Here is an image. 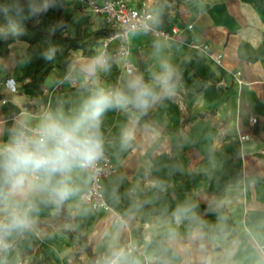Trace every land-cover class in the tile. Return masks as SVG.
Instances as JSON below:
<instances>
[{"label": "crops", "instance_id": "0c3cea01", "mask_svg": "<svg viewBox=\"0 0 264 264\" xmlns=\"http://www.w3.org/2000/svg\"><path fill=\"white\" fill-rule=\"evenodd\" d=\"M131 2L152 9L155 26L173 37L131 31L126 57L115 54L119 39L113 40L106 51L109 68L94 77L82 68L103 50L100 40L91 55L72 50L66 68L52 63L42 93L23 87L32 56L28 42L16 40L0 60V145L22 121L35 126L45 113L74 114L97 87L124 89L136 76L154 84L163 63L174 69L175 83L171 95L145 110L113 108L101 117L103 147L117 165L105 183L112 210L79 200L89 175L76 170L71 183L78 193L59 206L37 196L32 226L10 238L0 264H33L35 256L40 264H105L114 254L119 264H150L160 256L177 264H264V0ZM0 4L23 17L35 8L47 29L64 22L65 35H75L79 26L87 32L108 27L79 0ZM218 52L221 63L214 58ZM9 74L18 80L16 94L5 86ZM245 134L250 138L241 140ZM141 202L174 218L153 212L143 218ZM178 207L189 211L177 216ZM130 244L141 245L143 253L128 252Z\"/></svg>", "mask_w": 264, "mask_h": 264}, {"label": "clouds", "instance_id": "9594fccd", "mask_svg": "<svg viewBox=\"0 0 264 264\" xmlns=\"http://www.w3.org/2000/svg\"><path fill=\"white\" fill-rule=\"evenodd\" d=\"M109 68L101 52L85 64L82 71L94 77ZM154 84L142 77L129 79L124 89L95 88L74 114L45 113L35 126L21 124L9 142L0 145V250L9 247L10 238L28 230L40 203L63 204L76 195L72 173L88 169L103 155L101 117L110 109L145 110L160 96L175 89L174 69L161 65ZM189 211L178 207L177 216ZM105 264H119V254Z\"/></svg>", "mask_w": 264, "mask_h": 264}, {"label": "built area", "instance_id": "2783aa9c", "mask_svg": "<svg viewBox=\"0 0 264 264\" xmlns=\"http://www.w3.org/2000/svg\"><path fill=\"white\" fill-rule=\"evenodd\" d=\"M79 2L83 11L101 16L108 27L114 29L111 33L102 37L101 39L103 40L100 39L101 45L103 46V50L100 51V53H105L106 57L107 48L110 42L115 39H119V45L115 50V54L117 56L124 57L128 55V37L131 31L147 30L156 37H163L166 39L173 37V35L168 30L155 26L156 14L152 9L135 6L132 4L131 0H79ZM175 32L176 29H173V33ZM204 48L208 50L210 49V45L206 44ZM214 58L218 63H221L223 53H216ZM126 69L128 71H132L133 65L131 63H127ZM240 76L241 71H238L236 73V79L239 83H242L243 80ZM4 83L9 93H18L19 84L17 78L14 75H7L5 77ZM106 90L113 89L107 88ZM6 101V98L2 99L3 103ZM255 121L256 118L254 117L253 122ZM21 124L33 126L24 121H22ZM240 138L241 140H248L250 135L245 134ZM8 142L9 141L5 142L4 144ZM84 171H86L89 175V183L87 187L79 194V200L82 203L89 205L93 209L112 210V206L108 202L105 195V183L110 176L117 172V165L104 147L101 158L90 168L84 169ZM115 219H122V215L119 212H115ZM126 250L128 252L136 251L138 253H143L142 246L136 244L128 245ZM260 251L264 257V247H261Z\"/></svg>", "mask_w": 264, "mask_h": 264}, {"label": "trees", "instance_id": "16d2710c", "mask_svg": "<svg viewBox=\"0 0 264 264\" xmlns=\"http://www.w3.org/2000/svg\"><path fill=\"white\" fill-rule=\"evenodd\" d=\"M64 22L54 29H47L39 21V16L33 8L31 17L16 16L11 14L0 4V60L9 55L11 44L16 40L28 42V51L32 54L27 67L28 78L23 87H30L42 93L44 89V78L53 62L66 68L71 60V51L83 49L85 55H91L99 40L111 33V27H102L93 32H87L83 27H77L75 35L62 33ZM144 206L143 218L150 212L163 215L167 219H173L174 215L168 214L147 202H141ZM87 252L94 258L91 247L86 245ZM41 260L34 258L33 264H40ZM92 264L95 263L94 259ZM150 264H177L175 261L160 256Z\"/></svg>", "mask_w": 264, "mask_h": 264}, {"label": "rangeland", "instance_id": "374dc122", "mask_svg": "<svg viewBox=\"0 0 264 264\" xmlns=\"http://www.w3.org/2000/svg\"><path fill=\"white\" fill-rule=\"evenodd\" d=\"M101 40H103V39H101Z\"/></svg>", "mask_w": 264, "mask_h": 264}]
</instances>
